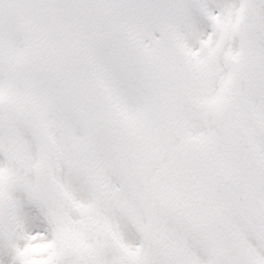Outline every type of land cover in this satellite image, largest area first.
I'll use <instances>...</instances> for the list:
<instances>
[{
    "label": "snow or ice",
    "instance_id": "1",
    "mask_svg": "<svg viewBox=\"0 0 264 264\" xmlns=\"http://www.w3.org/2000/svg\"><path fill=\"white\" fill-rule=\"evenodd\" d=\"M0 264H264V0H0Z\"/></svg>",
    "mask_w": 264,
    "mask_h": 264
}]
</instances>
